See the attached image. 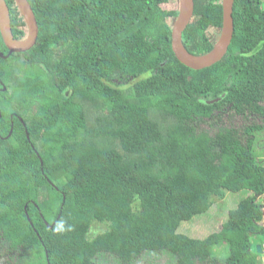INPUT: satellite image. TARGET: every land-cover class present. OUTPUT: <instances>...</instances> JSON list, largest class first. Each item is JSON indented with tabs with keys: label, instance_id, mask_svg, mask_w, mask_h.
I'll use <instances>...</instances> for the list:
<instances>
[{
	"label": "trees",
	"instance_id": "1",
	"mask_svg": "<svg viewBox=\"0 0 264 264\" xmlns=\"http://www.w3.org/2000/svg\"><path fill=\"white\" fill-rule=\"evenodd\" d=\"M28 2L36 45L0 57V261L264 264V126H247L242 141L219 121L228 110L259 115L264 0L234 1L228 53L202 70L172 49L179 0ZM6 3L14 37L26 39L15 0ZM194 4L183 43L203 56L222 0ZM228 192L246 197L218 232H178ZM96 223L106 230L90 237ZM224 245L228 256H216Z\"/></svg>",
	"mask_w": 264,
	"mask_h": 264
},
{
	"label": "water",
	"instance_id": "2",
	"mask_svg": "<svg viewBox=\"0 0 264 264\" xmlns=\"http://www.w3.org/2000/svg\"><path fill=\"white\" fill-rule=\"evenodd\" d=\"M234 1L235 0L222 1L223 25L220 32V38L212 51L203 56H194L188 52L183 43V33L186 31L194 17V0H179L180 11L173 24L172 49L176 58L182 64L194 70H202L220 62L226 56L234 35ZM15 2L25 19L28 34L27 38L24 40H18L14 37L11 29L9 7L6 0H0V33L9 50L7 56L0 54V57L2 58H8L13 53L27 52L36 45L38 40V22L30 3L28 0H15ZM258 251L259 253H263L261 246H258Z\"/></svg>",
	"mask_w": 264,
	"mask_h": 264
},
{
	"label": "rangeland",
	"instance_id": "3",
	"mask_svg": "<svg viewBox=\"0 0 264 264\" xmlns=\"http://www.w3.org/2000/svg\"><path fill=\"white\" fill-rule=\"evenodd\" d=\"M172 6L175 8L176 3L173 2ZM164 7L169 8L170 4L164 5ZM210 34H214L213 36L216 40L219 37L218 30L211 29ZM262 92L264 94V87H262ZM253 105L259 107V110L257 111V114L259 115H253L249 111L239 112L228 110L226 114H223L219 118V121L224 128L226 138L232 139L236 137H242V141H245L246 137L244 135V130L247 126H264V95L260 100L254 101ZM259 137L260 138H258L257 148L259 150H264V132H262ZM245 197L246 192L226 193L225 199L217 201L208 213L202 216H197L191 221L184 222L179 228L178 232L189 237L199 239L205 238L216 231L218 232L221 229L222 224L227 220L229 212L235 209L237 203ZM105 230V224L96 223L92 227L90 237H95L96 235L103 233ZM228 254L229 247L227 245L215 249L216 256L225 257L228 256ZM168 261L169 258L162 254H149L148 258L143 259L139 264H167ZM0 264H11V262H8L5 258H2ZM105 264H116V262L114 259L109 258Z\"/></svg>",
	"mask_w": 264,
	"mask_h": 264
},
{
	"label": "clouds",
	"instance_id": "4",
	"mask_svg": "<svg viewBox=\"0 0 264 264\" xmlns=\"http://www.w3.org/2000/svg\"><path fill=\"white\" fill-rule=\"evenodd\" d=\"M222 1H223V0H222ZM233 7H234V6H233ZM191 22H192V21H191ZM222 25H223V24H222ZM38 28H39V27H38ZM218 31H219V37H218V39H217V40H215V42H216V43H217V41H218V40H219V38H220V32H221V29H218ZM38 35H39V34H38ZM216 43H215V44H216ZM214 46H215V45H214ZM8 54H9V53H8ZM8 54H7V55H8ZM13 54H14V53H13ZM261 248H262V246H261ZM262 250H263V249H262Z\"/></svg>",
	"mask_w": 264,
	"mask_h": 264
},
{
	"label": "crops",
	"instance_id": "5",
	"mask_svg": "<svg viewBox=\"0 0 264 264\" xmlns=\"http://www.w3.org/2000/svg\"><path fill=\"white\" fill-rule=\"evenodd\" d=\"M262 249H263V254H264V244L262 245ZM263 263H264V258H263Z\"/></svg>",
	"mask_w": 264,
	"mask_h": 264
}]
</instances>
